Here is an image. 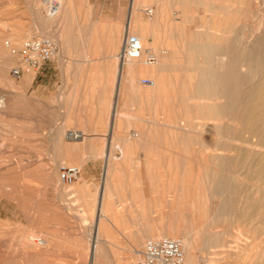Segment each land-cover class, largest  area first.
Instances as JSON below:
<instances>
[{"label":"rangeland","instance_id":"374dc122","mask_svg":"<svg viewBox=\"0 0 264 264\" xmlns=\"http://www.w3.org/2000/svg\"><path fill=\"white\" fill-rule=\"evenodd\" d=\"M58 1L59 6L54 11H49L44 0H0V264H86L87 260L92 257L90 245L94 231L93 220L95 213L98 211V194L102 175H94L95 171H92L91 176H89L91 181L86 183V185H79L83 180L72 184L62 183L58 178V173L61 165H80V163L67 162L62 159L65 154L75 155L80 161L85 158L91 161L101 160L103 155L101 153L74 154L73 151L77 150V147L82 143L74 139H67L64 136L65 128L70 127L73 121L72 124L65 123L62 125L60 121L57 124V50L50 59L43 62L39 67L26 65L20 60L18 54V50L22 49L24 44L33 36L47 35L46 33L49 32L57 36V22L62 16L68 0ZM141 1L144 2L141 9L143 14L142 18H138L150 23L153 14L149 16L144 12L145 8L153 6L148 3L151 0ZM207 1L209 2L210 10L206 11V13L213 14L214 6L219 0ZM166 2L169 6L170 3ZM250 6H256L257 8L259 7L258 9L264 10V7H261L260 0H252ZM191 7L189 10L194 17L198 14L201 16L205 12L200 7ZM152 8L154 12V6ZM169 11H173V9L170 8ZM199 16L193 19H197ZM174 21L180 23L179 19ZM149 23L148 26L150 27ZM145 24L147 26V23ZM166 27L154 28L153 33L155 38L158 39L157 41L151 35L145 36L144 47L150 48L156 43V45L154 44L157 53L156 61L161 58L160 55L169 41ZM133 29L140 30V23H135ZM134 30H129V32L136 34ZM163 31L166 32L165 35ZM54 41L57 45V39ZM171 41L173 42V39ZM13 50L17 52H13ZM173 50L178 55V59L183 58V49L173 48ZM144 55L140 58L141 61ZM115 60L118 61L117 59ZM14 66L21 67L22 72L19 77L11 75V69ZM27 69L31 71V76L23 81V74ZM39 71L43 73L38 74ZM83 76L78 75L80 81ZM90 76L92 75H87V78H90ZM99 76L95 75V78H98L95 80H98L99 83H106L107 89H75L70 91L68 97L58 98L61 109L64 111L69 110L72 120H78L83 117L85 109L92 110L93 114H96V111L101 113L102 109L104 110V115L109 114L116 80L115 75H106L105 79L103 76H101L102 78H99ZM137 77L139 79L144 77L151 79V76L147 74H140ZM172 79L170 78L169 85H171V89H174L173 85L178 83ZM151 87V85L142 84L138 89L136 87L130 88L126 84L122 95H120V97L136 98L138 105L134 114L131 115L134 119L139 120L136 123L146 127L149 134L153 133L155 127L153 124L147 123V119L150 117H161L160 115L166 118L167 124L170 122V124H178L181 118H188L190 126H186L187 129L184 131L170 125H162L158 128V132L161 129L168 135L166 139L172 141L169 143V147L166 148L167 155L165 154V157L168 156L170 159L158 162L159 166L166 168L158 169L161 172L156 176L155 185L151 187L152 195L157 200V209L154 212L156 217L153 221L143 224L147 232L156 230L159 224L168 218L170 204L181 202V200H177L174 203H170L169 197L166 195L168 191L162 190L159 194L157 191L160 188H164L163 184L170 182V180L177 184L185 181L187 163L183 157L187 152L199 149L196 138L197 140L198 138L205 140L206 147L202 151L211 152L213 149L212 133L204 129L198 132L196 129L201 120H205L208 123L211 122L210 119L198 117L199 113L192 108L191 103L200 102V99L176 100L172 102L171 107L173 108L161 114L155 109V100L151 98L153 97L151 96L152 94H149ZM61 116L58 111V118ZM117 129L121 130L119 127ZM170 129L171 131H169ZM153 134L151 135L153 136ZM186 135L189 136L187 142L185 139ZM118 142V139H113L111 144L119 147ZM132 144L137 145V143ZM138 145L143 147L151 146L154 150L157 148L153 139L145 146L140 143ZM185 148L187 151L184 150ZM218 150L215 149V151ZM177 151L182 153L178 154ZM149 156L143 154L141 158L145 161ZM173 158L175 159L174 161ZM190 163V166L195 165L192 162ZM53 167L56 168L57 176L55 177L51 176L50 170ZM114 173L118 174V177L116 176V180H112V184L109 187V195H111V189L118 190L119 182L122 180H119L121 178L119 171L116 170ZM136 184L132 185L131 188L137 189V197L142 196V188L149 189L148 186ZM6 190H9V195ZM84 190L90 191L88 195L82 193ZM108 197H105V201L108 200ZM41 215L44 218L43 220ZM196 216L199 219L201 213L197 212ZM39 219L42 220V223L38 221ZM134 220L136 221L134 226H138L139 219ZM110 221L117 225L119 219L111 217ZM123 221L124 218H122ZM103 223V227L105 223L106 226L108 225L107 218L104 219ZM221 225L219 224L215 227V230H217V236L224 240V243L228 246L225 247L224 245V248L231 247L230 249L234 250L241 240L247 241V250H250L251 247L259 248L264 246V234H254L246 228L240 230L235 222L230 219ZM101 230L96 233L100 238L102 236ZM38 237L40 239L49 237L50 240L44 242L43 245H35L33 240ZM155 237L157 236H148L147 239ZM101 242L102 239L99 243L98 251L93 256L95 264H111L112 262H120L119 264H121L125 262V260H121L120 249H101ZM210 248L215 250L220 247L202 248V250L201 246L197 245L195 251L198 250L197 253H200L201 256L197 258L195 264H210L212 262H214L212 264H238L239 259L236 256H227L221 259L212 258L216 255L209 250ZM199 249L202 251H199ZM132 255L134 258L131 256L126 261L130 260L135 264L140 255L139 257L136 256L135 252ZM203 255L209 256L210 259L206 257L204 259Z\"/></svg>","mask_w":264,"mask_h":264},{"label":"bare ground","instance_id":"6f19581e","mask_svg":"<svg viewBox=\"0 0 264 264\" xmlns=\"http://www.w3.org/2000/svg\"><path fill=\"white\" fill-rule=\"evenodd\" d=\"M166 1L170 3V7ZM260 2L261 7H264V0ZM143 3L140 2L141 6ZM148 3L154 6L150 23L138 18L137 11L132 9L125 31L134 30L133 25L140 23L141 29L134 31L141 42L143 54L146 55L156 57L157 54L154 46L156 43L153 47H144L146 35L155 38V27L167 26L169 41L158 61L146 63L143 59L140 60L142 56L125 60L121 64L122 79L135 81L140 88L143 83L137 76L150 75L151 84L144 85L152 86L149 94H152L155 109L161 114L173 108L172 102L176 100L200 99V102L191 103L192 108L199 113L198 117L210 119L211 122L201 120L196 129L198 132L208 130L213 135L211 152L202 151L206 147L205 140L196 138L199 149L184 154L183 158L187 163L185 181L177 184L170 180L166 186L169 202H181L169 205L167 231L150 236H169L175 239L184 253L183 264H195L201 256L197 253L198 250L195 251L197 245L201 249L220 247L209 249L216 255L212 257L214 259L236 256L238 264H264V246L247 250V241L241 240L234 250L230 246L236 243L230 245V248H224V245L228 246L217 236L215 230L219 224L223 225L230 219L240 230L246 228L251 233L264 234V10L250 6L252 0H219L214 6L213 14L206 13L210 10L207 0H151ZM191 6L200 7L205 12L193 19L196 16L190 12ZM170 8L173 11H169ZM175 19H179L180 23L175 22ZM163 33L165 35L166 32ZM46 34L53 40L57 39L50 32ZM173 48L183 49V58L178 59L176 49ZM30 76L31 71L27 69L23 74V81ZM170 78L178 83L173 85L174 89L169 85ZM160 116L153 117L150 122L155 127L154 134L151 133L153 136L143 125L139 131L144 146L153 139L157 147V163L169 158L165 157L166 148L172 141L166 139L168 135L161 129L158 132L159 126L170 125L181 131L190 126L188 118H181L180 121L177 119L178 124H167L166 118ZM185 139L187 142L189 136L186 135ZM107 157L108 161L113 158L111 155ZM62 159L69 162L66 156ZM190 162L195 165L190 166ZM50 171L52 177L57 176L55 167ZM102 173L103 182L98 187L101 200L97 210L106 217L103 212V195L109 193L110 171L106 169ZM173 178L175 179L174 176ZM8 191L6 190L7 194ZM132 196H136V193ZM197 212L201 213L199 219ZM42 220L38 221L42 223ZM98 223L100 226L102 221L99 219ZM48 240L49 237H38L33 243L43 245ZM135 247L136 256L141 257L139 243ZM205 257L210 259L209 256H204V259ZM86 264L94 263L89 260ZM122 264L133 263L125 260Z\"/></svg>","mask_w":264,"mask_h":264},{"label":"crops","instance_id":"0c3cea01","mask_svg":"<svg viewBox=\"0 0 264 264\" xmlns=\"http://www.w3.org/2000/svg\"><path fill=\"white\" fill-rule=\"evenodd\" d=\"M140 2L142 1L68 0L64 12L57 22V124L59 121L62 125L65 123L72 124L73 121L70 127L65 128L64 136L67 139H74L82 143L77 147V150L73 151L74 154L101 153L103 155L101 160L94 161L86 158L80 161L77 156L72 154H65L62 157L66 156L69 162L80 163V175L74 181L81 182L83 180L79 185H86L91 181L89 176H91L92 171H95L94 175H102L103 178L102 172L106 169L110 171L108 177L109 187L112 180H116L118 175L114 171H119L121 177L119 180L122 179L119 182L118 190L111 189V195L109 193L103 195V212L107 216L100 215L99 211L95 213L94 231L90 245L92 257L89 259L94 264L93 256L99 249L101 239V249H120V257L124 261L127 257L132 256L138 243L139 249L142 251L147 237L158 235L163 230L167 231L169 224L167 218L159 224L156 230H149L148 232L143 226L145 222H152L156 217L154 212L157 209V200L152 195L151 187L155 185L156 176L161 172L158 169L166 167L159 166V163L155 161L156 151L151 146L138 145L139 143L142 144V135L139 133L142 125L136 123L139 120L131 117L138 105L137 100L132 97H120V95H122L126 84L130 88L139 87L135 81L122 79V63L115 60H118L117 52L131 15L130 11L132 9L136 10L137 17L142 18L143 11L141 13L142 6ZM136 3H139L138 6H136ZM150 7L148 6V8ZM152 14L153 8L151 13L147 15L151 16ZM42 73L41 71L38 72V74ZM109 74H114L116 79L109 114L104 115L102 109L101 113L96 111V114H93L92 110L85 109L83 117L72 120L70 111L61 109L58 98L68 97L72 90L107 89L106 83H99L98 80H95L98 79L95 78V75H101L105 79L106 75ZM78 75H84L81 81ZM87 75L92 76L87 78ZM101 76L99 78H102ZM58 111L62 115L60 118H58ZM152 118L150 117L146 122L150 123ZM118 127L121 130L117 129ZM71 132L72 134H70ZM83 138L84 140H82ZM113 139L119 140V147L111 144ZM132 143H137V145ZM143 154L150 156L143 161L141 158ZM107 155H111L113 158L111 157L112 159L108 161ZM155 171L158 172L155 173ZM102 182L103 179L101 185ZM135 183L139 186H148L149 189L142 188V196H135V198L132 194H137V189L131 188ZM163 186L165 187L157 192L168 191L166 190L167 183ZM89 192V190L82 191L86 195ZM105 197H108L107 201H105ZM100 200L99 191L97 209ZM111 217L119 219L117 225L110 221ZM106 218L108 225L106 226L105 223L103 227ZM122 218H124L123 222ZM99 219L102 221L100 226L98 225ZM134 219H139L138 226H134L136 223ZM99 230L102 233L101 238L96 235ZM119 263L112 262L111 264Z\"/></svg>","mask_w":264,"mask_h":264},{"label":"built area","instance_id":"2783aa9c","mask_svg":"<svg viewBox=\"0 0 264 264\" xmlns=\"http://www.w3.org/2000/svg\"><path fill=\"white\" fill-rule=\"evenodd\" d=\"M49 11H54L59 6L58 0H44ZM147 14L151 13V8H145ZM57 45L55 41L46 35H37L31 37L22 49L18 50L20 60L28 66L39 67L43 62L50 59L56 52ZM13 52H17L13 50ZM143 55V48L137 35L125 31L120 48L117 52V58L120 63L130 58H138ZM155 56L144 55L143 60L146 63L155 62ZM21 67L14 66L11 69V75L19 77ZM143 84H151V79L144 77L140 79ZM72 134V133H70ZM80 175V167L75 164L61 165L59 167V180L64 184H72ZM135 264H183V251L179 243L169 237L161 236L148 238L144 242L141 257Z\"/></svg>","mask_w":264,"mask_h":264}]
</instances>
